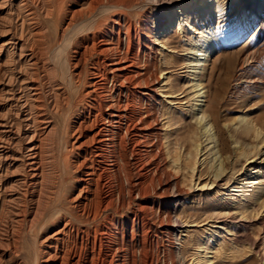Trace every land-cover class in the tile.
<instances>
[{
	"label": "bare ground",
	"instance_id": "obj_1",
	"mask_svg": "<svg viewBox=\"0 0 264 264\" xmlns=\"http://www.w3.org/2000/svg\"><path fill=\"white\" fill-rule=\"evenodd\" d=\"M144 4L175 8L164 12L159 34L155 21L127 16ZM181 6L0 0V264H176L169 206L179 191L165 170L155 109V44L172 32L190 41L189 113L209 133L212 59L239 44L246 54L264 36V0H231L220 14L200 0L183 20ZM214 21L221 28L204 35ZM261 122L242 118L235 132L262 134ZM168 150L176 164L178 152ZM259 191L245 193L247 204Z\"/></svg>",
	"mask_w": 264,
	"mask_h": 264
},
{
	"label": "rangeland",
	"instance_id": "obj_2",
	"mask_svg": "<svg viewBox=\"0 0 264 264\" xmlns=\"http://www.w3.org/2000/svg\"><path fill=\"white\" fill-rule=\"evenodd\" d=\"M168 1L184 5L185 9L178 14L180 20L191 17L201 8L197 7L200 0ZM211 1L215 2L214 10L220 14L229 8L231 0H204ZM173 10V7L144 4L127 10L126 13L133 23L143 18H147L151 24L155 21L154 28L159 34L164 22V12ZM221 26L222 23L214 21L206 29L202 28V33H215ZM174 33L168 36L170 39L155 44L158 48L157 65L160 67L157 70L159 84L155 109L162 129L160 135L163 147H167H162L163 151L166 150L164 155L166 163L168 162L165 170L170 174L172 185H177L179 191L177 199L169 206L173 220L177 221L173 224L175 230L172 233L175 262L264 264V122L258 125L262 134L252 133L241 138L235 132L241 126L242 118L264 121V36L251 45L246 54H238L242 48V44H239L224 51L225 54L220 52L212 59L214 65L209 89L211 97L218 98H214L217 103L213 100L211 104V128L209 133H205L196 117L189 113L194 102L189 88L191 83L187 81V72H190L187 66L189 59L195 58L197 54L186 49L189 48L190 41L186 42L180 34ZM198 38L199 36L194 35L195 40ZM182 45L186 48H182ZM166 55L172 56L170 67L163 63ZM171 65L175 67L174 70ZM165 79L169 83H164ZM170 85L175 86V89ZM208 135L215 138L212 143L208 140ZM221 138L226 147H218ZM195 149V164L189 167L188 161L194 156ZM167 150L171 154L178 152L176 164L167 156ZM222 170L220 176L215 178L216 171L219 174ZM256 178L260 181L258 185L252 181ZM256 188L261 190L257 199L247 204L245 193ZM159 257L161 260V254Z\"/></svg>",
	"mask_w": 264,
	"mask_h": 264
}]
</instances>
